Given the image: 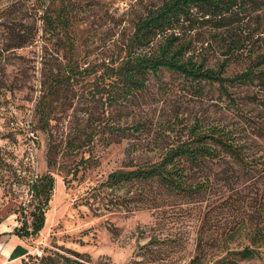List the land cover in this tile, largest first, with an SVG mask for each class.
Returning <instances> with one entry per match:
<instances>
[{"label":"rangeland","instance_id":"1","mask_svg":"<svg viewBox=\"0 0 264 264\" xmlns=\"http://www.w3.org/2000/svg\"><path fill=\"white\" fill-rule=\"evenodd\" d=\"M43 1L0 0V264L75 252L91 264H188L202 213L220 203L224 188L210 191L202 209L181 199L156 209L111 206L98 187L114 170L160 157L195 119L235 120L230 99L218 83L166 69L151 73L145 88L128 98H112L120 87L108 86L103 72L125 57L135 21L164 0H47L51 18L62 7L68 16V24L54 30H45ZM14 32L28 42L10 48L20 41ZM232 38L263 49L264 11L252 9L224 28L200 19L183 34L190 54L207 58L210 67L225 59ZM247 63L231 60L226 74L240 73ZM55 77L65 82L54 94ZM253 90L231 87L237 97ZM44 173L55 181L44 227L31 237L12 234L21 226V205L32 200L21 178ZM17 245L28 254L12 259ZM241 264H264V258Z\"/></svg>","mask_w":264,"mask_h":264},{"label":"trees","instance_id":"2","mask_svg":"<svg viewBox=\"0 0 264 264\" xmlns=\"http://www.w3.org/2000/svg\"><path fill=\"white\" fill-rule=\"evenodd\" d=\"M47 2L40 5L45 30L67 25L66 9L62 7L51 18ZM252 9L263 12L264 0H164L135 21L125 57L103 72L102 80H107L108 86L120 87L112 95L114 100L128 98L133 91L145 88L151 73L166 69L194 82L218 83L236 111L233 121L195 119L187 126L184 137L167 145L160 157L114 170L98 187L111 206L129 208L134 204L156 209L178 199L202 209L208 194L215 193L218 185L224 188L220 203L202 213L195 254L188 264H241L264 258V144L260 142L264 139V48L256 50L249 42L232 38L224 45L225 59L210 67L207 58L197 60L190 54V41L183 39L188 27L200 19L224 28ZM12 38L20 41L10 48L28 42L21 39L19 32H14ZM239 58L248 60L246 69L228 76L229 62ZM69 71L74 73L73 68ZM62 78L53 79L50 93L57 92L65 82ZM239 86L255 90L242 97L234 96L231 87ZM45 116L49 118V112L45 111ZM22 167L26 173L32 171L30 165ZM20 185L27 186L32 200L21 205V226L11 233L35 236L45 225L54 177L50 173L24 175ZM33 202V210L27 212ZM27 254L24 246L17 245L11 258ZM73 254L43 255L32 264H91L81 253Z\"/></svg>","mask_w":264,"mask_h":264}]
</instances>
